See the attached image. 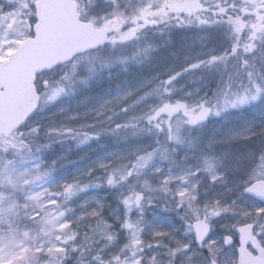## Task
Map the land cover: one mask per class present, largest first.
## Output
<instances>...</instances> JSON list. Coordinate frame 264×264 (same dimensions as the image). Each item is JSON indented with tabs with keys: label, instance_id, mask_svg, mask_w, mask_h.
Wrapping results in <instances>:
<instances>
[{
	"label": "rangeland",
	"instance_id": "rangeland-1",
	"mask_svg": "<svg viewBox=\"0 0 264 264\" xmlns=\"http://www.w3.org/2000/svg\"><path fill=\"white\" fill-rule=\"evenodd\" d=\"M35 1L0 0V63ZM80 1L108 41L41 76L32 147L0 140V264H229L245 224L264 244L243 195L264 180V0Z\"/></svg>",
	"mask_w": 264,
	"mask_h": 264
},
{
	"label": "water",
	"instance_id": "water-1",
	"mask_svg": "<svg viewBox=\"0 0 264 264\" xmlns=\"http://www.w3.org/2000/svg\"><path fill=\"white\" fill-rule=\"evenodd\" d=\"M34 9V36L25 40L6 62L0 64L2 135L14 132L36 111L39 101L33 86L36 75L95 50L106 39L105 32L95 30L92 24L80 22L77 4L71 0H38ZM244 194L264 203V181L251 184ZM252 230V225L238 229L237 264H264V250L253 237ZM248 245L257 251V258L246 253Z\"/></svg>",
	"mask_w": 264,
	"mask_h": 264
},
{
	"label": "flooded vegetation",
	"instance_id": "flooded-vegetation-1",
	"mask_svg": "<svg viewBox=\"0 0 264 264\" xmlns=\"http://www.w3.org/2000/svg\"><path fill=\"white\" fill-rule=\"evenodd\" d=\"M6 138H3L0 136V139L3 138V142L8 143V146H10V141L8 139H10L11 137L9 136H5ZM4 148V145H3ZM1 149H0V154H1ZM0 162L2 163V155L0 156ZM201 226V227H200ZM203 228L202 224H200L197 228ZM195 229L196 231H199L198 229ZM205 228V227H204ZM209 233L207 229L204 230V235L205 237L203 239H201L200 241H205L208 239L209 237ZM220 238H222V236H220ZM221 241V240H220ZM219 241V243H220ZM260 242V241H259ZM236 244H238V237L233 236V237H229L228 239H222L221 241V246L223 248L224 251H228L230 249V255H231V261L229 262V264H237V248H236ZM262 248L264 249V244H262L260 242ZM248 251L254 255V252L252 250L251 247L248 248ZM219 264V263H216Z\"/></svg>",
	"mask_w": 264,
	"mask_h": 264
},
{
	"label": "trees",
	"instance_id": "trees-1",
	"mask_svg": "<svg viewBox=\"0 0 264 264\" xmlns=\"http://www.w3.org/2000/svg\"><path fill=\"white\" fill-rule=\"evenodd\" d=\"M81 5H82V4H81ZM261 44H262V43H261ZM249 58H250L249 62H251V61L253 62L254 59H255V58H253V57H252V59H251V57H249ZM161 135H162V134H161ZM161 135H160V137H161ZM26 136H27V134H24V135L21 136V138H20V142L18 143V145L15 146L16 149L19 148V145L25 140ZM160 137H159V138H160ZM64 141H65V143L67 144V142H69L70 140H68V139H64ZM33 145H34V142H33L31 139H26L25 142H24V147H23V148L32 147ZM71 145H72V142L70 141L68 147H70ZM158 146H159V145H158ZM158 146H156V147H158Z\"/></svg>",
	"mask_w": 264,
	"mask_h": 264
},
{
	"label": "bare ground",
	"instance_id": "bare-ground-1",
	"mask_svg": "<svg viewBox=\"0 0 264 264\" xmlns=\"http://www.w3.org/2000/svg\"><path fill=\"white\" fill-rule=\"evenodd\" d=\"M56 221H58V222L60 221V216H57V217H56ZM25 236H26V235H25ZM156 255H157V254H156Z\"/></svg>",
	"mask_w": 264,
	"mask_h": 264
}]
</instances>
